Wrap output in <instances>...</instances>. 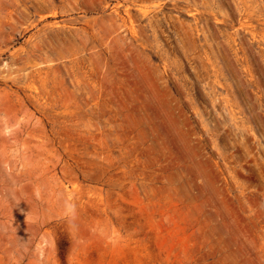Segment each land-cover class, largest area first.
Masks as SVG:
<instances>
[{
	"label": "rangeland",
	"instance_id": "374dc122",
	"mask_svg": "<svg viewBox=\"0 0 264 264\" xmlns=\"http://www.w3.org/2000/svg\"><path fill=\"white\" fill-rule=\"evenodd\" d=\"M0 264H264V0H0Z\"/></svg>",
	"mask_w": 264,
	"mask_h": 264
}]
</instances>
